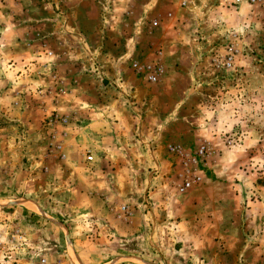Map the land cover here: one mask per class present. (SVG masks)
<instances>
[{
    "label": "rangeland",
    "instance_id": "obj_1",
    "mask_svg": "<svg viewBox=\"0 0 264 264\" xmlns=\"http://www.w3.org/2000/svg\"><path fill=\"white\" fill-rule=\"evenodd\" d=\"M47 1L0 0V264H264V5Z\"/></svg>",
    "mask_w": 264,
    "mask_h": 264
},
{
    "label": "crops",
    "instance_id": "obj_2",
    "mask_svg": "<svg viewBox=\"0 0 264 264\" xmlns=\"http://www.w3.org/2000/svg\"><path fill=\"white\" fill-rule=\"evenodd\" d=\"M51 1L52 2L55 1L57 8L59 10L57 17L61 18L62 21H65V20L70 19L67 8L69 6H74L76 3H79L81 0H51ZM51 1H47V2H51ZM172 1H173V4L175 5V1L174 0H172ZM110 2L112 4H116L115 0H101L100 4L103 8H105L107 5L110 4ZM160 2H161V0H147L145 2H142V1L140 2V0H125V4H124L125 6L122 9V12L126 13V15H124L125 18L128 17V15L131 16L133 13V10H132L133 6L138 4L140 6V12H141L140 18L154 19L157 16L156 15L157 14V6ZM128 12L130 14H128ZM103 14H105V13H103ZM103 14H101V15H103ZM63 28H64V25L62 27V30H63ZM79 48L81 51H83V49H81L82 47H79ZM99 48L93 47V49L91 48V50L94 53H100V52L102 53L103 52V50L101 49L102 47H99ZM80 50H76L75 52H79ZM88 51H89V49H88ZM95 55L98 56V54H95ZM101 56H103V55H101ZM73 57H75V56H73Z\"/></svg>",
    "mask_w": 264,
    "mask_h": 264
},
{
    "label": "built area",
    "instance_id": "obj_3",
    "mask_svg": "<svg viewBox=\"0 0 264 264\" xmlns=\"http://www.w3.org/2000/svg\"><path fill=\"white\" fill-rule=\"evenodd\" d=\"M180 4V7H184L187 3L188 0H177ZM230 2L234 5H239L240 3H245L249 6H254V5H258V6H262L264 5V0H230ZM158 25V21L157 19H154L152 22H151V26L152 27H157ZM235 52L234 50V46H231V47H228L227 48V59H226V64L227 65H230L231 62L233 61V53ZM133 67L135 68L136 65L134 64ZM163 74V68L161 67V65H158L156 63L154 64H151L149 67H147V80L151 83H155L159 80V78L161 77V75ZM174 149H172L173 151ZM180 157L184 158L183 157V154L180 153L179 154ZM197 157L198 159L200 160V162L202 160L205 159V152H204V148H200L198 151H197ZM86 162L87 163H91V162H94V157L93 156H87L86 157ZM193 162L196 164V159L194 158L193 159ZM192 185L191 181H185L181 187L179 188V192H184L186 189H188L190 186ZM121 211L122 212H125V207H122L121 208ZM18 234V232L15 233L13 237V239H15L16 236Z\"/></svg>",
    "mask_w": 264,
    "mask_h": 264
}]
</instances>
